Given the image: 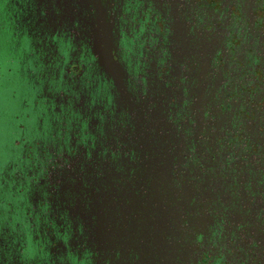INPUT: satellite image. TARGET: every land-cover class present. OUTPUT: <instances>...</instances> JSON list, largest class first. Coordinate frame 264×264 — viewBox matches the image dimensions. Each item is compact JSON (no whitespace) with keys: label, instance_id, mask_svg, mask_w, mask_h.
I'll use <instances>...</instances> for the list:
<instances>
[{"label":"flooded vegetation","instance_id":"1","mask_svg":"<svg viewBox=\"0 0 264 264\" xmlns=\"http://www.w3.org/2000/svg\"><path fill=\"white\" fill-rule=\"evenodd\" d=\"M0 54V264H124L172 211L189 264H264V0H0Z\"/></svg>","mask_w":264,"mask_h":264},{"label":"water","instance_id":"2","mask_svg":"<svg viewBox=\"0 0 264 264\" xmlns=\"http://www.w3.org/2000/svg\"><path fill=\"white\" fill-rule=\"evenodd\" d=\"M187 200V199H186ZM168 202L167 206H170L172 201ZM175 203L185 204L187 206V201H184L182 196L181 201H173ZM199 207L197 206V212L193 224L196 228V232L201 234L202 230L205 228L206 219L199 215ZM186 220V219H185ZM185 220L182 217L181 211L165 214L164 221V233L161 235L155 234L153 237L142 236V237H115V241L124 246L126 243L127 247H136L131 255L130 250H121V254L124 257V264H132L135 261L137 264H189L190 251H188V246L190 242L186 241V233L183 229V223ZM188 221L192 224V220ZM171 225L179 229V233L171 232ZM141 246V247H140ZM130 256H138V259H131ZM122 264V263H120Z\"/></svg>","mask_w":264,"mask_h":264},{"label":"rangeland","instance_id":"3","mask_svg":"<svg viewBox=\"0 0 264 264\" xmlns=\"http://www.w3.org/2000/svg\"><path fill=\"white\" fill-rule=\"evenodd\" d=\"M1 57V54H0ZM3 74V73H2ZM3 76V75H2ZM1 78V77H0ZM13 84L10 82L5 81L4 79L0 81V157L2 158L3 155L1 154L2 147L6 144L11 146L13 140L11 141L12 135V124L15 121L13 118V113L17 109V102L14 99H10L9 95L12 93ZM8 156L4 155V161L7 159Z\"/></svg>","mask_w":264,"mask_h":264}]
</instances>
